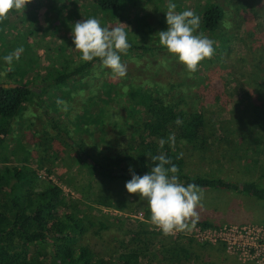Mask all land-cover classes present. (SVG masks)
Instances as JSON below:
<instances>
[{
  "label": "trees",
  "instance_id": "1",
  "mask_svg": "<svg viewBox=\"0 0 264 264\" xmlns=\"http://www.w3.org/2000/svg\"><path fill=\"white\" fill-rule=\"evenodd\" d=\"M44 2L45 0L35 1L41 6ZM30 3L32 0H26L25 8L11 11L5 16L7 18H0V33H3L0 35V57L17 48L23 49L19 60H13L11 66L0 60L2 147L6 146L4 142L11 132L15 119L20 116L23 117L22 120L26 119L32 124L33 119L26 113L39 109L44 113V117L48 116L44 130L51 127L57 135L63 136L66 143L77 151L81 164L91 177L130 180V168L137 175H143L153 164L151 156L163 153L178 166L179 179L185 184L195 183L200 189L206 190L240 192L251 198L264 200V70L255 76H252L253 70H250L253 81L246 87L248 97L238 100L226 117L221 118L222 123H215L211 114L206 115V106L193 97V94L185 93L187 90L192 93L191 89L204 92L203 87L199 85L187 82L178 85L163 80L159 84L156 83L157 86L150 87L145 84L146 82L138 81L135 75H131L127 81L120 82V88L113 80L108 86L101 84L96 87L91 86L94 84L92 72L101 64L99 59L83 62L79 53L77 59L67 61L69 65L65 59H58V56L47 63L42 62L39 54L32 49V45H37L36 31L40 27L39 21L32 20V17L39 16L35 14ZM123 3L124 0H90L89 6L96 14H104L119 10ZM74 8L82 12L80 5H75ZM192 9L199 11L198 31L215 42L213 56L197 66L206 71L204 68L207 67H203V64H208L213 58H223L221 50L230 48L233 42L230 38L236 36L232 31L227 33L230 22L217 3L206 1L203 5L192 6ZM61 13V17H68L64 10ZM224 35L227 38L222 37ZM54 36L55 43L58 44L62 36L56 34ZM128 42L130 47L126 53L121 54V60L132 52L139 54L146 51L147 54L152 52L155 54L167 50L158 42L151 45V42L149 44L145 40H138L135 36L128 38ZM241 46L243 52L239 57L244 60L247 53L246 43ZM182 68L187 73L184 65ZM15 76L21 79L14 78ZM23 78H27V81L24 82ZM58 99L65 104L58 105ZM123 107L130 111V114L124 116L121 129L115 134V139L120 137L121 141L115 143L114 139L104 134L102 140L100 139L102 143L99 142L98 146L94 143V137L90 136L89 130H86L87 135L84 134L87 137L79 135L73 140L69 133L64 134L67 130L65 124L58 123L52 116L54 113L59 116V112L64 109L65 119L72 110L79 109V112L84 114L80 119L81 123L87 122L88 118L92 120L97 118L104 131L112 119L113 110ZM177 119L181 121L180 124L176 123ZM170 136L175 138L174 143L169 142ZM47 138L43 141L48 140ZM162 138L165 140L163 147L160 145ZM215 142L217 148L221 147V150L219 149L221 157L215 156L220 168H225L224 166L231 162L234 166L239 165L236 162H242L241 157L245 158L243 154L248 152L249 163L243 165V171L239 170L243 180L237 176L227 177L229 172L222 176L199 171L200 167L196 168L211 158L205 154L212 150L211 146ZM195 160H199L198 164L192 162ZM87 189L89 191L93 189L91 180L87 184ZM87 199L95 204L121 211L137 212L141 209L145 211V216L149 218L151 216L147 205L142 206L138 200L137 209H134L135 206L130 204V197L125 196L117 200L113 198L112 193L103 195L100 188ZM98 213L102 214L101 209L93 205H79L74 201H68L56 183L50 179L38 180V174L28 166L17 163L0 164V264H162L165 263L164 260H172V264H177V258L172 254L176 252L178 244L167 249V252L166 249H162L159 236H163L162 240L166 237L168 241L172 238L176 242L182 237L170 238L161 230L155 235L140 237L134 232L135 235L126 237L122 230L123 236L113 240L114 246L118 244L121 252L113 254L111 258L106 255L101 257L86 246H76L78 238L75 235L82 236L94 229L96 233L110 229L107 224L108 215ZM141 214L143 216L142 212ZM117 220L120 225L127 228L130 224L123 222L134 221L129 217H126V220L122 218ZM196 226L216 225L207 221H197ZM206 245L217 247L226 260V255L231 256L222 244L205 243L204 246ZM46 250L49 253L52 250L54 254L50 256L46 254ZM162 252L165 255L160 258ZM233 257L238 260L237 257ZM194 261L191 263L189 259L186 262L197 264L196 258ZM217 263L221 264V261Z\"/></svg>",
  "mask_w": 264,
  "mask_h": 264
},
{
  "label": "rangeland",
  "instance_id": "2",
  "mask_svg": "<svg viewBox=\"0 0 264 264\" xmlns=\"http://www.w3.org/2000/svg\"><path fill=\"white\" fill-rule=\"evenodd\" d=\"M35 1L32 0L30 4L35 14L39 17H32V20L34 19L35 22L39 21L38 26L40 28L36 31L37 45H32V49L39 54L40 60L46 63L58 56V59H65V62L69 65L67 61L70 62L79 57V51L71 49L74 48L71 27L73 24L90 17L97 18L102 26L109 28L121 22L129 27L126 29L128 38L135 36L138 40H145L149 44L151 42V45H156L158 42L155 34L167 28L164 12L167 10L169 0H124L119 10L104 14H96V11L89 6L90 0H45L42 6L41 4L37 5L38 3L36 4ZM206 1L215 2L224 10L225 17L230 22L227 33L232 31V34L236 36L235 38H230L233 41L230 44V48L221 50L223 58H213L209 60L208 64H203V67H207L204 68L206 71L196 68L195 71L190 72L187 70L186 73L183 71V64L170 56L167 50L156 52L155 54H152L153 52L147 54L146 51H142L139 54L132 52V54L121 60L127 68L125 77L113 78L110 69L98 64L92 72L94 84L91 86L98 87L101 84H107L108 86L110 85L109 83L114 82V84L118 83L117 87L120 88V82L122 80L127 81V78L131 75H135L138 81L146 82L145 84L150 87L157 86L156 83L159 84L163 80L169 83H178V85L181 82L193 83L203 87L204 92L199 89H191L192 93H189L190 90H185V93L193 94V97L202 102L206 106V115L210 116L209 114H211L215 123H222L221 118L226 117L232 106L236 105L238 100L248 97L246 95L248 88L246 87L253 81L250 76V70H253L252 76L264 70V0H172L177 6L176 11L191 9L196 14L199 11L198 9L193 10L192 6L203 5ZM75 5H80L82 12L74 8ZM63 10L68 17H61ZM2 34L0 33V35ZM55 34L62 36L60 42L57 40L58 44L55 43ZM222 37L227 38L225 35ZM242 42L246 43L247 48L245 58L243 57L244 60L239 57L243 52L241 45L244 43ZM216 44L219 45L220 42ZM52 48L56 53L52 52ZM12 76L10 75V77ZM14 78L17 77L15 76ZM17 79L20 80L21 78ZM23 81L26 82L27 78H23ZM177 90H179L178 87ZM63 111L65 110L63 109L59 112V116L56 113L52 116L58 123L65 124L64 126L67 130L64 131V134L67 135L69 133L70 137L76 140L79 135H87L86 130H89V134L94 137V143H97V146L104 134L114 139L113 142H120V137L116 140L115 134L119 133L124 116L130 114V111H126L124 107L113 110L112 119L103 131L99 119L93 118L94 120H92L88 118L87 122L81 123L80 119L84 114L79 112V109L72 110L69 117L65 119ZM26 114L33 119V123L29 124L26 119L22 120L23 117H17L13 122L9 136L4 142L6 146L2 147V142L0 141V164L17 163L26 165L38 174V180L50 179L56 183L62 189L68 201H74L79 205H93L101 209L102 214L98 213V215H108L107 224L110 227V231L103 230L100 233H96L94 229V231L86 232L82 236L75 235L78 238L75 243L76 246H86L101 257L106 255L111 258L113 254L121 252L118 244L114 246L113 240L123 236L122 230H124L126 237L135 234L139 235V237L142 235H155L160 232V229L151 222L150 218L145 216L144 210L140 209L137 212L135 210L121 211L98 203L95 204L90 199H87L91 194L98 192L100 188L103 195L112 193L113 198H117V200H121L125 196L130 197V204L135 206L133 207L134 209H137V200L142 206L147 205L146 201L140 199L138 194H130L126 191L125 183L128 180H108L88 175L86 168L80 162L79 154L66 143L64 137L57 135L51 127L44 130L48 116L44 117V113L41 110L36 109L32 113L28 111ZM52 116L49 117L52 118ZM46 137H48V140L43 141ZM0 138L2 137L0 136ZM231 139L234 138L231 137ZM215 144L211 146L212 150L205 154H208V157L211 158L206 160L205 164L196 166V168L199 169L200 167L199 171H208L210 174H220L222 176L227 175L226 173L229 172L227 177L233 178L237 176L242 179L243 175L239 170L243 171V165L249 163L248 152L243 154L245 158L241 157L240 160L242 162H236L239 165L235 164L234 166L231 162L224 166L225 168H220L219 161L215 160V156L221 157L219 151L221 147L217 148V144ZM221 159L225 160L224 158ZM192 162L198 164L199 160ZM89 180L93 184L91 191L87 189ZM201 190L203 193L200 202L201 206L196 209L198 221H207L216 226L264 225V200L254 199L240 192L221 191V189ZM141 212L143 216H132ZM126 217L134 221L128 222ZM118 218L126 220H122V222L130 224V227L127 228L122 224L120 225ZM188 222L191 223L190 220ZM166 236L171 238L172 235L168 234ZM159 238L162 249H166L167 252V249H170L176 243L178 244L176 252L174 251L172 254L176 256L177 264H188L186 261L189 259L191 263L195 262L194 258H196L197 264H219L217 262L220 261L221 264H241L233 256L226 255V260L217 247L204 246V244L192 238L182 237L177 242L172 240V238L170 241L166 237L162 240L163 236H159ZM51 253L52 250L50 253L47 251L46 254L52 256L54 253ZM191 253L192 256H190ZM163 254L164 252L159 255L160 258ZM164 262L162 264H172V260H164Z\"/></svg>",
  "mask_w": 264,
  "mask_h": 264
},
{
  "label": "clouds",
  "instance_id": "3",
  "mask_svg": "<svg viewBox=\"0 0 264 264\" xmlns=\"http://www.w3.org/2000/svg\"><path fill=\"white\" fill-rule=\"evenodd\" d=\"M26 0H0V18L11 11L25 8ZM176 4L169 0L164 12L167 24L166 30L155 35L161 47L167 49L170 56L183 64L190 72L205 59L214 54V41L199 32L200 17L191 9L176 11ZM129 28L119 22L112 27L102 26L101 22L90 17L77 22L71 27L73 50L79 51L80 60L92 62L99 59L104 68L110 69L113 78H123L127 68L121 62V54L130 47L128 42ZM22 48L0 57L11 66L13 60H19ZM57 104H65L58 99ZM177 124L181 121L177 119ZM175 138L169 137L174 143ZM165 140H160L163 147ZM180 156H177L179 159ZM153 162L150 170L143 175H137L130 168L131 179L126 181L125 189L130 194H138L147 203L151 213V222L168 235L174 231L191 230L198 221L196 209L201 206L202 190L195 183L185 184L179 179L178 166L171 158L161 153L151 156ZM191 221L189 223L188 221Z\"/></svg>",
  "mask_w": 264,
  "mask_h": 264
},
{
  "label": "built area",
  "instance_id": "4",
  "mask_svg": "<svg viewBox=\"0 0 264 264\" xmlns=\"http://www.w3.org/2000/svg\"><path fill=\"white\" fill-rule=\"evenodd\" d=\"M132 216L139 217L142 214ZM170 234L192 238L203 244H222L229 255L237 257L243 264H264V225L195 226L191 230Z\"/></svg>",
  "mask_w": 264,
  "mask_h": 264
},
{
  "label": "water",
  "instance_id": "5",
  "mask_svg": "<svg viewBox=\"0 0 264 264\" xmlns=\"http://www.w3.org/2000/svg\"><path fill=\"white\" fill-rule=\"evenodd\" d=\"M5 86H13V85H5Z\"/></svg>",
  "mask_w": 264,
  "mask_h": 264
}]
</instances>
